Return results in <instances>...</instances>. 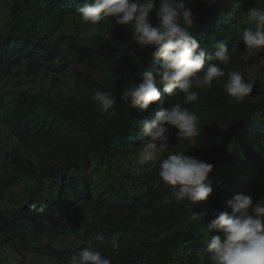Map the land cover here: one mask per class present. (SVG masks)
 I'll list each match as a JSON object with an SVG mask.
<instances>
[{
    "label": "trees",
    "instance_id": "16d2710c",
    "mask_svg": "<svg viewBox=\"0 0 264 264\" xmlns=\"http://www.w3.org/2000/svg\"><path fill=\"white\" fill-rule=\"evenodd\" d=\"M0 2V264H27L34 254L69 264L85 250L111 264H212L207 244L220 233L207 224L231 215L226 202L236 195L253 206L264 196V52L245 62L240 41L250 27L241 22L246 11L264 10V0H177L192 12L188 31L199 50L212 56L224 43L231 59L215 65L225 76L211 89L191 90L195 103L185 104L179 90L169 97L159 85L162 104L144 112L121 97L162 61L153 59L155 49L135 44L131 26L101 21L82 37L66 27L94 0ZM149 22L157 26L155 13ZM229 72L254 82L241 104L225 92ZM65 85L71 93H55ZM97 91L112 94L108 113L92 99ZM177 104L197 116L200 136L179 141L166 126L167 151L155 167L138 164L147 140L139 122ZM178 154L212 165L205 202L163 205L173 189L160 180L159 162ZM33 206L46 210L37 215ZM193 214L202 221L190 222Z\"/></svg>",
    "mask_w": 264,
    "mask_h": 264
},
{
    "label": "clouds",
    "instance_id": "9594fccd",
    "mask_svg": "<svg viewBox=\"0 0 264 264\" xmlns=\"http://www.w3.org/2000/svg\"><path fill=\"white\" fill-rule=\"evenodd\" d=\"M79 16L84 24L99 25L101 21L114 20L115 25L131 26L134 42L141 50L155 49L154 60L162 61L156 68L142 73V83L129 86L121 97V102L141 112L150 106L162 104L158 86L172 97L177 90L185 96L184 103L192 104L198 99L193 88L211 89L213 82L219 81L225 73L216 64L227 66L230 62L228 48L224 43L216 45L212 56H206L200 45L189 34L194 27V17L189 8L177 0H94L84 3L79 9ZM151 13H155L158 24L149 22ZM181 22L183 26L181 25ZM250 27L243 30L240 41L245 46V62L264 52V10L250 8L242 21ZM92 35H97L93 29ZM105 40L110 34L99 33ZM206 64L208 67L205 69ZM264 67V60L260 61ZM203 73V75H201ZM225 92L236 104H241L249 97L254 82H245L239 72H229ZM92 99L98 103L102 113H108L114 107L112 94L95 92ZM199 119L179 104L163 109L152 120L139 122L138 127L147 138L138 150V164H151L155 167L160 155L168 149V127L177 130L179 141L194 143L200 136ZM151 172L152 168H148ZM211 164H205L183 155H170L159 162L160 180L173 189L170 198L165 197L164 206L176 204H196L205 202L212 194L211 186L206 183ZM231 215L220 213L207 224L208 232L220 233L211 237L207 244L212 264H264V200L253 206L252 200L243 195H236L227 201ZM160 206L159 204L157 205ZM46 206L32 211L37 215L45 212ZM251 213V214H250ZM141 214L148 215L150 210ZM203 214H193L190 222L202 221ZM113 252L119 251V244L112 241ZM69 264H111L99 252L81 251Z\"/></svg>",
    "mask_w": 264,
    "mask_h": 264
},
{
    "label": "rangeland",
    "instance_id": "374dc122",
    "mask_svg": "<svg viewBox=\"0 0 264 264\" xmlns=\"http://www.w3.org/2000/svg\"><path fill=\"white\" fill-rule=\"evenodd\" d=\"M4 18H5L4 7L0 2V19L4 21ZM66 30L68 34L80 35L82 37H86L87 34L90 33V24H84L82 23L80 18H75L70 20L69 24L66 27ZM250 73L254 76L256 73V67H252L250 69ZM55 93L69 94L71 93V89L69 86L65 85L58 88V90H56ZM260 200H264V196H262L258 201ZM27 264H60V263L50 257L34 254L28 259Z\"/></svg>",
    "mask_w": 264,
    "mask_h": 264
}]
</instances>
